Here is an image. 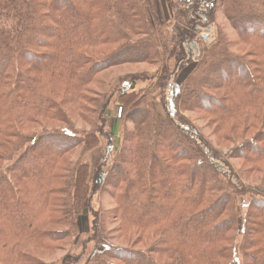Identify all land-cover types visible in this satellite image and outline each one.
<instances>
[{
  "label": "trees",
  "instance_id": "16d2710c",
  "mask_svg": "<svg viewBox=\"0 0 264 264\" xmlns=\"http://www.w3.org/2000/svg\"><path fill=\"white\" fill-rule=\"evenodd\" d=\"M219 2L256 53L245 62L219 32L178 84L171 66L194 22L176 4V24L163 28L156 0H0V264H53L39 254L75 239L86 208L89 238L56 264H264V184L233 182H264V0ZM141 63L158 66L143 88L135 75L102 76ZM109 94L133 129L118 152L107 137L92 172L83 156L104 138ZM195 110L225 136L255 133L222 153L180 114ZM225 159L247 168L228 175ZM101 192L111 208L91 206ZM123 238L150 244L115 243Z\"/></svg>",
  "mask_w": 264,
  "mask_h": 264
},
{
  "label": "rangeland",
  "instance_id": "374dc122",
  "mask_svg": "<svg viewBox=\"0 0 264 264\" xmlns=\"http://www.w3.org/2000/svg\"><path fill=\"white\" fill-rule=\"evenodd\" d=\"M205 1L209 2V7L205 5L206 2L204 1L202 3L201 1L197 2L195 0H187V2L184 4H179L175 1V3L171 5L169 0H156L157 9L158 12H160V21L163 28H170V26L173 27V25L176 24L177 21L175 20L173 12L175 10V4L176 10L186 11L189 19L194 22L193 37L190 40L186 39V41H184L181 46L183 53L182 58L174 67L171 66L172 77L170 82L181 84L187 79L191 72L199 66V63L204 56L205 49L216 40L219 32L224 35V38L229 43L230 51L235 55L242 56L245 62H248L247 60H252V57H254L256 53V51L248 44L245 45L238 42L239 40L237 38V33L232 30L229 23L226 21L219 0H216L215 2L214 0ZM175 27L182 28V25H176L174 28ZM204 34H208V36H205ZM108 50L109 48L103 50L97 49L96 54L98 56H100L102 53L107 54L110 52ZM171 65L173 64L171 63ZM157 69L158 66L156 65L143 63L121 65L109 69L102 76L107 77L109 80L113 79L112 82L117 83V81L123 77L135 75V77L139 79L136 88L139 86L143 88L145 85V80H152L157 76ZM106 84L107 82L102 87H93V91L103 90ZM109 95L110 96H108V98H111V100L108 102L105 109L106 111L104 119L106 121L105 128L107 130L104 132V138L99 140L100 143L96 149L85 152L83 156V161L89 164V169L92 172L96 169V167H99L101 163L103 146L106 142L109 143V138L107 139V137H110V142L113 149L115 148L118 152L121 149L123 136L133 129L132 124L127 122L125 118L126 115H124L123 111H121L119 108L117 96L114 94ZM164 96L165 101L168 103V93L165 92ZM156 109L159 112H162L161 107L158 106V101H156ZM180 114L191 121L201 136L211 143L215 150L222 153L234 149L239 144H241L243 140L246 141L250 139V137L255 133V130H249L252 128L242 126L236 128L237 130L233 131L230 135L225 136V134L217 132L212 124H209L207 116L201 110L185 113L180 112ZM74 125L80 130H89L88 125L79 119L75 120ZM48 126L51 128L57 127L52 124ZM39 130L40 126H29L25 132L32 134L38 132ZM81 151V148H77L74 151L73 157L71 156V158H77L81 154ZM115 153L113 150L111 157H113V154ZM225 160L226 164L222 162L221 166H223V169L228 175H230V170H232L239 176L238 171H244L247 168V166L242 161L231 159ZM239 180L241 181L240 184L233 180V182L237 184L239 188H241V186H243V188H249L260 185L261 183L264 184L263 179L262 181H259L257 177L251 178L249 180L247 177L241 178V176H239ZM262 188H264V185ZM91 206L95 209L99 207L106 210L111 208V201L108 199L106 194L101 192L93 197ZM90 223L91 217L89 216L88 209L86 208L85 212H83V215L79 219L80 234L75 239H71L66 243L63 241L60 242V244L57 245L58 247L56 250L51 253H46L44 255L39 254L42 256L43 261L56 264L58 262L57 260L61 257L67 256L70 253L75 254V252L79 250L80 245L84 242V240H86V238H89V234H91ZM128 240L124 238L117 239L115 243L135 248L147 247L150 244V241L146 239H143L141 243H135L134 238ZM69 243L71 244L66 245ZM88 246L90 247L91 245L89 244ZM75 249L77 250L74 251Z\"/></svg>",
  "mask_w": 264,
  "mask_h": 264
},
{
  "label": "built area",
  "instance_id": "2783aa9c",
  "mask_svg": "<svg viewBox=\"0 0 264 264\" xmlns=\"http://www.w3.org/2000/svg\"><path fill=\"white\" fill-rule=\"evenodd\" d=\"M205 36H208V34H204Z\"/></svg>",
  "mask_w": 264,
  "mask_h": 264
},
{
  "label": "water",
  "instance_id": "95a60500",
  "mask_svg": "<svg viewBox=\"0 0 264 264\" xmlns=\"http://www.w3.org/2000/svg\"><path fill=\"white\" fill-rule=\"evenodd\" d=\"M216 0H214V2H215Z\"/></svg>",
  "mask_w": 264,
  "mask_h": 264
}]
</instances>
